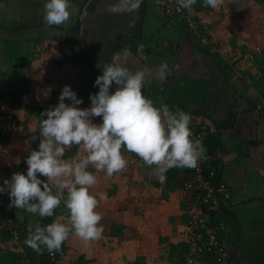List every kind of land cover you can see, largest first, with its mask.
<instances>
[{
  "label": "crops",
  "instance_id": "crops-1",
  "mask_svg": "<svg viewBox=\"0 0 264 264\" xmlns=\"http://www.w3.org/2000/svg\"><path fill=\"white\" fill-rule=\"evenodd\" d=\"M241 1H246L245 6L240 4ZM44 2L45 0H0V26H8L7 31L0 30V42L4 43L2 47L6 54L10 51L20 60L23 58L22 55L27 53L26 40L30 42L33 38L36 41L41 39L44 43L46 41L55 42L56 45L52 47L53 53L51 51L53 56L59 57V55L69 53L68 49L64 51L61 45L63 41L62 43L66 46L67 35L64 39L60 38L65 37L64 32L67 33L69 26L79 16V0H71L69 19L61 25H54V28L43 23L45 22L43 20ZM145 3V14L140 28L142 34L139 42L138 39H135L134 49L130 47L131 43H128L129 45L126 44L115 50L110 61H106L107 59L102 55L92 50L86 53L83 59H80V55L74 57V60L82 65L81 68L87 75L80 81L76 79L72 83V89L76 91L78 97L82 98L83 102L78 107H89L91 104L90 93L94 94L98 91V86H94L96 77L102 74L103 66L112 63L115 59L133 71L143 69L149 74L143 91L144 95L150 99H158L161 95L172 93L179 96L183 92L186 102L191 106H202L203 102L206 105L208 98V100L214 99V103L209 107L210 110L203 112V114H208L209 118L192 116L191 120L206 122L214 127V122L226 124L228 119H233V126L226 129H215L213 132L218 142L217 153L213 160L216 170L220 171L222 182L226 184L230 192L228 203L231 205L233 214V219L230 222L227 218H223L225 227L221 231L220 238L226 250V256L229 254L228 258H225L220 264H232L231 257L235 259V254L238 255V252L240 254L248 253V246L253 243L252 240L260 238V231L264 234V223L262 222L261 227L258 226L259 220L264 217L258 208L234 209L251 201L261 202L264 208V107L259 106L260 99L264 96V52L252 61L239 59L234 63L231 59L225 58L223 62L216 59L215 63H210L206 61L205 56L192 49L189 42L181 36L183 33L177 20L169 19L162 14L157 0H145ZM250 3L247 0H222L221 5L212 11L203 8L196 10L199 18L208 26L210 36L216 42V47L227 44V42L233 45V43L238 44L242 41L240 50L245 51L259 43L256 30L252 32V28H249L250 35H246L247 32L240 31L237 27L239 24L234 23L238 19L237 16L244 18L249 15L251 18L258 8ZM102 5V0L86 2L80 14L82 28L94 30L97 25L94 19L98 15L99 17L104 16V19L108 17L107 14L101 13L103 12ZM140 12V9L136 11L138 19ZM107 20L112 22V19ZM85 21L87 22L85 23ZM227 27H230L228 31ZM10 28H15L16 31L10 32ZM53 30H57V32ZM18 40L22 41L21 44L17 43ZM176 42H180V45L174 54L173 45ZM166 44L168 47H165ZM215 52L218 54V51ZM181 54L185 55V59L178 65L177 56ZM172 57H174V61L171 66V74L164 80L157 79L156 72L159 64ZM215 57L217 58V56ZM1 69H4V66ZM173 83H177V87L172 86ZM115 88L116 85L113 84L110 90L114 91ZM181 88L183 89L180 90ZM195 96L198 97L194 99ZM197 98L201 102L194 103ZM229 109L230 112H228ZM229 114H231L230 117ZM39 142L37 134L36 148H38ZM79 149H83V147L80 146ZM79 149L77 148L74 152L72 159L79 160ZM21 164L23 165L21 170L26 171L28 166L25 159L21 161ZM89 171H92L91 166H89ZM186 177V173H182L171 189H165L166 192L180 190L184 197L183 192L185 191L182 184ZM144 182L146 183V181ZM157 186L158 184L154 185V188L160 191V183ZM151 193L156 196L154 190H151ZM169 194L172 196L171 193ZM128 197L131 198V196ZM184 201L188 206L187 196ZM134 203L137 202L134 200ZM184 223L185 218L181 225L184 226ZM180 231L182 232V229L179 228ZM241 242L244 244L243 246H241ZM170 247L174 246L170 244ZM151 250H153L151 254L155 255L157 248L151 246L148 251ZM182 250L180 247L179 259L183 254ZM170 256V254L164 253L160 258L163 261L162 264H172V256ZM248 257L247 254L245 259ZM198 264L210 263L203 258ZM247 264H264V261L256 259Z\"/></svg>",
  "mask_w": 264,
  "mask_h": 264
},
{
  "label": "rangeland",
  "instance_id": "rangeland-1",
  "mask_svg": "<svg viewBox=\"0 0 264 264\" xmlns=\"http://www.w3.org/2000/svg\"><path fill=\"white\" fill-rule=\"evenodd\" d=\"M102 1L103 12L101 13L107 14L108 17L104 19V16L99 17L98 15L94 19L97 25L91 32L98 35L101 31L98 30V27L107 24L118 25L122 27V30L112 33V38L116 39L118 45H129L128 41L133 40L130 25L133 22H138L136 11L113 13L108 8L117 0ZM248 1L258 9L251 18L249 15L244 18L237 16L238 19L234 23L239 24L237 25L238 29L247 32L246 35L249 34V28H252V32L256 30L259 43L243 51L240 50L242 41L238 44L233 43L234 46L227 42V44H223L224 46L216 47V42L211 38L212 45L207 48L209 50L205 56L206 61L215 63V60L218 59L223 62L225 58L231 59L234 63L239 59L252 61L261 55V53L257 54L258 50L264 52V0ZM240 4L245 6L246 1H241ZM193 7L195 11L202 7L199 0ZM212 10L211 8L210 11ZM107 19H112V22H108ZM238 21L241 22V26ZM202 22L204 21L202 20ZM229 28L227 27V31ZM53 31L57 32V30ZM81 33L87 35L88 30L83 27ZM68 34L65 31V37L62 36L60 39L66 38ZM22 41L25 40L22 39ZM22 41L18 40L17 43L21 44ZM62 42L64 51L67 49L69 51L71 47L69 42H65L66 46ZM26 43L27 53L22 55L23 58L19 60L10 51L6 54L2 47L4 43L0 42V264H8L11 261L25 258L27 245L24 241L29 234V229L34 230L37 224L42 226L44 220V217L41 218L37 214L9 207L10 197L4 181L10 179L11 175L16 172L26 174V171L21 170V166H23L21 161L26 160L31 150L37 149L36 139H32V137L37 138L38 134V140H40L38 128L40 114L47 108L58 104L59 95L65 85L72 88V83L76 79L80 81L87 75L82 70V65H79L80 63L76 62L70 53L67 52V55L63 54L59 57L52 55V47L56 45L55 42L46 41L44 43L41 39L36 41L33 38L30 42L26 40ZM165 47L168 45L166 44ZM214 50L218 51V54ZM80 53V59H83V52ZM250 56L252 57L247 58ZM184 59L185 55H178L176 60L178 65ZM2 66L4 69H1ZM173 85L177 87V83H173ZM15 95H20V98ZM184 95L183 92V98H185ZM12 101H15L16 105L9 109L8 105ZM65 102L69 103L67 100ZM262 103L263 101L260 99V107H262ZM7 108L11 115L7 125L9 127L3 129L2 118H7L4 114ZM93 122H101V117H94ZM210 126L214 132L215 128ZM80 146L83 147L82 145H72L67 148L64 159H72L74 152ZM78 152L80 153L78 159L86 155L84 149H79ZM122 153L128 161L127 167L111 177L106 176L103 171H96L91 167L97 176V184L90 191L95 193L99 200L97 211L102 214L100 222L104 228L102 237L99 240L85 242L74 234H70L58 251L59 258L64 261V264H162L163 261L160 258L164 253L173 257L170 256L172 264H180L179 250L180 247L183 248L181 239L184 238L185 229L181 223L187 214L188 206L184 201L187 193L183 192L185 194L183 197L180 190L166 192L165 189H171V187H162V185L160 186L162 192H160L154 188V185L158 184L159 186L158 177L154 176L153 171L155 165L148 166L145 163L137 162V159L131 163L129 161L131 157L127 158L128 151H122ZM41 178L45 179V177ZM151 190L156 192V196L151 195ZM100 193L104 194V199H100ZM134 200L137 203H134ZM67 219L68 210L62 202L51 217V222L53 220L66 222ZM259 222L262 221L259 220ZM179 228L182 229V232H179ZM170 244L174 247H170ZM243 245L241 242V246ZM151 246L157 248L155 255L151 254L153 250L148 251ZM227 251L229 252L228 249ZM41 252L30 250L29 253L37 259ZM228 254L226 258H228Z\"/></svg>",
  "mask_w": 264,
  "mask_h": 264
},
{
  "label": "clouds",
  "instance_id": "clouds-1",
  "mask_svg": "<svg viewBox=\"0 0 264 264\" xmlns=\"http://www.w3.org/2000/svg\"><path fill=\"white\" fill-rule=\"evenodd\" d=\"M197 2L176 0L177 10L191 11ZM221 3L222 0H203V5L212 9ZM141 4L142 0H117L108 10L131 13ZM70 7L71 0H45L43 20L48 26L61 25L69 19ZM170 74L167 61L161 62L156 78L164 80ZM148 75L143 69L133 71L114 59L96 77L94 86H98V91L90 93L89 107H78L82 98L65 85L58 104L40 114V142L26 157V174L16 172L4 181L9 207L43 218L53 216L63 202L68 219L29 229L24 241L27 246L36 252L46 249L54 254L70 234L85 242L102 237L99 200L90 191L97 184V176L89 171V166L113 176L127 167L122 149L134 152L148 166L155 165L154 174L161 182L171 168L198 167L205 149L200 139H193L191 115L180 109L172 110L167 104L157 106L144 95ZM113 84L114 91L110 90ZM94 117H101V122H93ZM72 145H82L86 155L79 160L64 159L66 149ZM99 196L105 198L103 193ZM224 227L223 221L220 236Z\"/></svg>",
  "mask_w": 264,
  "mask_h": 264
},
{
  "label": "trees",
  "instance_id": "trees-1",
  "mask_svg": "<svg viewBox=\"0 0 264 264\" xmlns=\"http://www.w3.org/2000/svg\"><path fill=\"white\" fill-rule=\"evenodd\" d=\"M88 0H79V5H80V13L79 16L76 18V20L74 21L73 24H71V26H69L67 32L69 33L67 36V40L70 43L71 47L69 49V53L71 55H73L74 57H77L78 55H80L81 51L83 52V56L85 57L86 53H88L90 50L94 51V52H98L100 55H102L105 59H107L106 61H110L112 55H114L115 50L120 49V47H123L122 45H118L116 43V39L112 38V33L114 32H119L120 30H122V27H119L118 25H114V24H108L106 26H100L98 28V30L100 29V33H98V35H95L94 32H91V30H88L87 35H83L81 33V29H82V23H81V18H80V14L81 11L84 7V5L86 4ZM158 1V0H157ZM255 1H261V0H255ZM159 2V1H158ZM199 2L201 3V9H211L210 7H206L203 5V0H199ZM145 0H142V4L140 6V18L138 19L137 23H133L130 27H131V31H132V39L133 40H129L128 43H131L130 41H132L130 47H132L134 49L135 47V39H138V42L140 40L141 37V25L143 23V16L145 14ZM197 13V11H196ZM169 18V17H168ZM196 18L197 20L200 22L201 24L204 26L205 29H208V26L202 22V20L199 18L198 13L196 14ZM170 19V18H169ZM172 19H176L177 22L180 24V30L182 31V37L185 38V40H187L189 42V45L192 47V49H194L196 52L201 53L203 56H206V54L208 53L207 48H200L198 42L194 39V37L192 36V34L190 33V31L188 30V28L182 23V21H180L177 18H172ZM46 26H48L45 22H43ZM48 27H52L54 28V26H48ZM21 28V27H20ZM187 28V29H186ZM7 31L8 30V26H0V30ZM19 29V28H18ZM10 32L12 31H16L15 28H10L9 29ZM209 31V29H208ZM135 44V45H134ZM171 45V43H170ZM179 45L180 42H176L173 45V52L174 54L176 53V51L179 49ZM262 54V52H260ZM83 57V58H84ZM174 61V57L170 58L167 63L170 66L173 64ZM180 87V86H179ZM183 88H181L180 90H182ZM16 97L20 98V95H15ZM14 96V97H15ZM198 97L195 96L194 99ZM152 99V98H151ZM209 99V98H208ZM207 99V103L206 105H199V106H195L192 107L191 105H189L188 102H186V98H183L182 95H176L174 93L172 94H165V95H161L160 97H158V99H152L153 102L157 105L160 106L161 104H167L170 109L172 110H176V109H180L183 110L187 113H189L191 116H204V118H209L208 114H203V112H208L210 109L209 107H211V105L214 103V99L208 100ZM201 102L200 99H196L194 101V103H199ZM203 104V103H202ZM16 105L15 101L11 104L8 105V108L11 109V107L13 108ZM264 107V106H262ZM5 109L4 114L6 116H11L8 113L9 109ZM209 109V110H208ZM228 112H230V109L228 110ZM231 116V114H229V117ZM206 123V122H204ZM214 128L216 130H220V129H226L229 128L231 126H233V119L230 118L228 119V122L226 124L224 123H216L214 122ZM215 131V130H214ZM203 146L205 149V156L204 158L200 161L202 169H203V173L205 175H208V170L215 168V162L213 160V157H215L216 155V151L218 149V142L215 138V135L213 132L209 133L206 135L205 139L203 140ZM123 152H126V149H122ZM127 158H129V161L131 163H133L134 159H137V162H142V159L140 157H138L134 152H128ZM192 172H193V168H171L168 170L167 174H166V178L163 182H161L158 178V183H160V185L162 186H169L171 187L175 182L178 181L180 175L182 173H186V178L184 180H186L189 176H192ZM181 173V174H180ZM211 181L213 182V184L215 186H218L220 182H222L221 180V176H220V171H217L215 168V172L214 175L211 177ZM187 201V200H186ZM209 223L211 224H215L217 222H223V218H227L230 221H232V210H231V205L229 203L223 202V201H219L218 204L216 205L215 208L209 209ZM264 216V214H263ZM52 217V216H51ZM51 217H44L42 226L51 223ZM185 218V223L187 220V214L184 217ZM264 223V217L261 220ZM262 222L258 223V226L261 227L262 226ZM184 223V225H185ZM260 231V230H259ZM264 232V231H263ZM259 233H261V236L259 239L257 240H252L253 243H251L248 248V253H241L238 252V255L235 254V259H233V257H231L232 260V264H247L249 262H251L252 260H259V261H264V234H262V232L260 231ZM183 245V250L182 253L185 251V246ZM220 247L222 249L223 252H225L226 254V250L223 246V244H220ZM27 250V254L25 256V258L19 259V260H15L14 262L11 261L8 264H47L46 261V253L47 250L44 249L41 254H39V257L37 259H35V257L33 255H31L29 252L30 250H33L32 248H30L29 246L26 247ZM236 253V252H235ZM248 254V259H245L246 256ZM59 253L57 251V262L56 264H64L60 258H59ZM205 260H207L208 263L210 264H220L221 262L216 261L215 257L213 255H208L205 257ZM183 261V258L180 259V262Z\"/></svg>",
  "mask_w": 264,
  "mask_h": 264
},
{
  "label": "built area",
  "instance_id": "built-area-1",
  "mask_svg": "<svg viewBox=\"0 0 264 264\" xmlns=\"http://www.w3.org/2000/svg\"><path fill=\"white\" fill-rule=\"evenodd\" d=\"M158 1L160 10L165 17L179 19L188 28L199 46L211 47L210 33L197 20L194 7L191 11L187 9L178 11L176 0ZM260 52L258 50L257 54ZM261 99L263 101L262 106H264V96ZM2 119L4 121L3 129L9 127L7 126L9 117ZM190 127L193 139H200L202 144L206 135L213 130L210 125L198 120H191ZM200 163L197 168H193L192 176H189L182 184L184 191L187 193L188 218L184 225V238L181 239L186 248L182 254L183 261L180 264H198L208 255H213L215 260L219 262L225 257V252L220 247V244H222L220 230L223 228V222L210 224L208 213L209 209L215 207L219 201L228 200L230 192L225 183L220 182L218 186H215L211 181L215 168L209 169L208 175H205ZM46 261L47 264H56L57 252L50 254L47 251Z\"/></svg>",
  "mask_w": 264,
  "mask_h": 264
},
{
  "label": "water",
  "instance_id": "water-1",
  "mask_svg": "<svg viewBox=\"0 0 264 264\" xmlns=\"http://www.w3.org/2000/svg\"><path fill=\"white\" fill-rule=\"evenodd\" d=\"M249 208H258L261 211V213L264 214V208L262 206V203L259 201H251L246 204H241L235 207L234 209L242 210V209H249Z\"/></svg>",
  "mask_w": 264,
  "mask_h": 264
}]
</instances>
